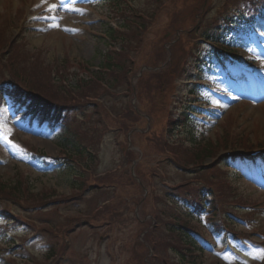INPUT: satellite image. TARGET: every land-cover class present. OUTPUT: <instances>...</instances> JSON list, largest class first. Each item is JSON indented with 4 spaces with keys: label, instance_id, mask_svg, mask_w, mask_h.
<instances>
[{
    "label": "rangeland",
    "instance_id": "1",
    "mask_svg": "<svg viewBox=\"0 0 264 264\" xmlns=\"http://www.w3.org/2000/svg\"><path fill=\"white\" fill-rule=\"evenodd\" d=\"M25 1L28 6L25 16L30 28H28L29 30L25 36L27 39L18 42L21 41L20 44L29 49L38 50V57L42 59V66L68 60L69 74L71 75L74 72H81L82 68L79 64L95 67L103 61L104 54L110 50L111 45L108 37H106V29L109 25L113 26L115 24L114 21L111 22L112 17L109 16L111 12L106 4L96 6L91 0H76L73 4L70 0H66L67 7L59 6L55 11L49 12V5H59L60 0H45L44 3H42V0ZM137 1L143 2V0ZM185 1L176 0V3L171 0L164 1L162 12L147 29L139 50L133 54L135 64L132 75L138 73L143 66L156 67V69L158 68L157 73L164 74L163 82H168L167 88L163 82L158 87L160 80L153 75L155 73H144L146 75L139 83L140 93L138 94L142 102H137V106L142 112V118H139L138 122L129 123L130 126L136 127L127 132L126 130L122 131L120 129L122 126L119 123L121 117L112 122L113 120L109 114L107 113L110 119L106 117L104 111L100 114L102 118L98 122V126H95L96 118L94 116H92V119L87 120L88 126L93 125V128H101L98 133L99 137L101 133L99 154L97 156L98 164L93 171L102 174L108 170L117 169L115 176L118 179L116 185L118 187L113 188V190L117 189V194L113 190H106L97 195L88 190L84 193V197L87 196V198L80 204L70 206L68 212L60 210L61 213H58V209L52 207L45 208L42 213L25 212L19 208H12L13 213L23 215L26 220L32 223H28L31 228L28 225L14 226L13 222L8 221L7 216L0 210V247L1 244H9L8 240L13 239L14 243L11 244V247H14V252L19 251L21 257L27 259L28 264H47L45 253L50 250V244L51 246L57 244V248V242L64 241L60 233L53 231V228L58 230L63 226L61 219H64L67 215L70 217L69 214H79L78 211L90 213V209L95 207L92 203L96 197L102 203L115 196L113 202L116 203L115 209L118 211L117 220L110 221L111 216H101L98 217L95 225L79 227L68 238L71 246L67 247L66 244H63L68 253L66 259L60 260V264L68 263V261H70V264H142L143 259L148 263L151 255V245L148 231L144 230V225L141 222L144 218H146L145 221H149L155 208L153 197L151 198L152 188H149V192L145 193L146 198L139 196L134 199L135 203L133 201L127 202V198H130L131 193L133 196L134 193L136 194L139 191H137V188L127 189L126 171L131 170L133 174L132 169L137 168L143 173L144 179L147 176L148 181L159 187H163L166 182L171 187H179L176 185H179L187 176H181L178 167L173 162V154H170L164 148L163 141L165 140V144L169 142L193 144L194 141L190 139L192 134L197 141L201 139L204 141L208 139L222 140L231 123V132L235 134V140L237 141L238 137L244 136L249 140L248 144L252 147H243L242 143L237 145V142L235 144L234 141L233 144H229L228 147L230 148L225 152L222 151L224 148H220L217 152L218 155L221 153L220 156H224L226 152L231 150L238 151L242 148L264 146L263 79L242 68H233L234 71L230 66L221 69L214 57L209 60L208 55L204 54L205 51H211L210 49H212V44L208 39L202 37L205 36L203 34L204 27H208V20L210 25L221 16V13L227 8V0H210L205 22L203 21L198 27V33L192 39L189 38L190 42H203L200 46L202 61L200 63L193 62V57L188 58V65L185 67L187 72L182 80H178V88L170 92L177 93L174 95V106L169 105L162 98L163 93L170 91V80L164 70L168 61L163 65L161 62L163 60L160 61L161 58H164L163 53L165 51V55L169 53L167 46L169 47L170 43L168 41L170 39L167 38L165 33V26L174 17L182 18L187 22L188 27L197 25L195 19L197 14L194 15L191 8L192 1ZM207 1L202 0L203 7L207 4ZM8 4H11L12 9L15 11L17 7H22L23 1L0 0V13L6 12V8H9ZM201 7L202 5L199 2L197 10L199 11ZM71 8L81 9L82 11H72ZM175 12L178 14H175ZM52 17H56V19L53 20ZM3 21L6 23L8 20H0V29L4 25ZM13 22L14 20H12L9 27ZM33 22L35 23L33 24ZM56 23L60 26L53 27L52 25ZM238 24L243 27V31L236 42L232 44L239 49L242 57H249V60L244 61L243 65H247L251 71H254L255 67L258 66L264 75V14H260L254 22L249 23L239 20ZM248 28L253 31L251 34L248 33ZM16 32L17 30L13 31L15 35H17ZM11 34L9 29L8 38L3 35L0 41L3 44L0 48L9 38L11 39ZM233 38L235 36L231 35L229 41H232ZM249 41H252L253 45L250 49H247L244 44L246 45ZM171 45H174V42ZM191 46L192 44L190 45L187 42L185 46L187 52L192 51ZM27 56L30 57V53ZM253 59H255L254 62ZM30 60L33 59L30 57ZM232 73L236 77L234 83L231 82ZM201 83H204V86ZM192 93L196 94L191 96ZM131 96L132 98L128 95H108L105 99L109 107H112L115 111L120 108L119 111H121L127 102L135 104L136 98L132 94ZM244 98L253 99L251 102H246L245 100L248 99ZM168 99L169 96L166 100L168 101ZM219 99L223 101V107L219 108L218 111L195 108L196 104L205 105L208 109L214 108ZM208 100H210V103L206 104ZM90 110L92 111L93 108H90ZM135 111L137 112V110ZM190 111H204L205 113L198 116L189 114L190 124L187 123L186 118L185 122L187 124L182 128H174L170 132L167 122L171 115L174 114L177 118L180 112L187 113ZM8 115V118L11 119H5V122L12 129V134L9 137L12 143L0 139V180L13 183L16 174L22 172L34 192H44L46 187L55 189L59 194L65 195L75 191L71 187L74 179L72 169L65 166L44 167L38 165L29 159L28 155L25 154L26 150L18 144V141L26 142L28 146H35L43 152L56 156L61 148L58 144L59 139L54 135L56 132L62 131L61 127L55 130L45 128L42 130L43 132L38 129L28 130L23 121H15L16 117L12 119L11 112ZM77 117L81 116L77 115ZM184 118L185 116L182 119L183 121ZM14 145L19 147H14ZM218 155H216L217 157L210 156L206 159V162H210L212 157L218 159ZM227 162L233 166L228 170L229 178L227 179L232 180L233 185L237 187L239 196L248 199L251 203L257 201L256 203H261L264 207V160H259L256 164L232 162L229 159ZM192 167L190 166L191 169ZM86 168H88L87 165ZM155 171L163 177L162 180H159V177L157 178V172ZM187 171L190 170H186L188 174ZM82 172L84 173V171ZM146 189L148 190V187ZM167 191L170 192L171 190L160 188L157 193L164 197ZM111 195H113L112 198ZM123 197H127L126 201ZM117 200H119V204ZM156 205H161V201L159 200ZM57 213L58 215H55ZM135 216H137V220ZM201 220L204 225L207 223L206 216H202ZM48 222L49 224H47ZM159 224L162 225L161 222ZM257 225L264 226V216L260 217V223L258 222ZM236 227L238 229L247 228L242 223L236 224ZM35 230H41L46 235L41 236V239L39 235L34 233ZM203 234L206 239H196H198V243L200 242L206 253L202 255V259L197 264H264V259L257 258L261 255L260 250L264 249V246L251 243L250 240H241L232 235H230L231 244L227 246L224 244L223 235H216L212 230L203 232ZM252 239L261 240L256 235H253ZM246 242L250 245H246ZM24 243H26L25 246ZM21 257L17 256L20 262H22ZM166 257L169 260L179 259L178 256H174L172 253H167ZM60 261L55 260L53 262L59 263Z\"/></svg>",
    "mask_w": 264,
    "mask_h": 264
},
{
    "label": "trees",
    "instance_id": "2",
    "mask_svg": "<svg viewBox=\"0 0 264 264\" xmlns=\"http://www.w3.org/2000/svg\"><path fill=\"white\" fill-rule=\"evenodd\" d=\"M118 1L119 0H114L110 6L114 9L121 8L124 25L122 26V30L119 31L110 29V36L114 41L121 43L122 49L119 51H109L107 55H105V60L101 63L98 71H89L88 68L81 65L80 67L83 68L81 71L87 72V78H83L82 76H79V73H76L74 74L76 78L75 84H68V86H65L64 79H67V82L73 80L67 75L68 70L65 65L54 64L41 66V60L39 58H36L35 61H31L30 57L27 56V53H21L19 50L20 48L16 46L14 52H8L10 53L7 57L9 64L5 66V70L12 71V77H8L9 83H7L5 88H0L3 90L0 92V96L6 92L15 99H17L18 96H23L28 98L26 100L29 101L36 100L38 104L36 108H43L44 112L46 110V113L48 114L54 112L55 115L48 116V119L50 122L58 123L59 119L62 118L61 115L63 114V111L73 113L76 110L93 107L95 110L93 115L100 114L103 111L107 114L102 102L95 100L96 98H102L104 101L106 96L110 94L115 95L119 92L131 95L133 88L130 78L135 64L132 52L134 49H136V51L139 50L147 29L152 25L154 19L162 12L164 0H145L143 1V4L138 7H131ZM189 1L190 0H186L185 2ZM191 1L194 8H197L199 2L200 5H203L202 0ZM124 12L125 14L123 15ZM181 24L182 20H179V17L171 18L165 26V33L168 32L172 34L174 37L173 40L177 39ZM2 37L3 35L0 31V41ZM180 41L181 40L179 39L173 45L174 47L172 50L174 54L182 52ZM2 44L3 42H0V46ZM13 44H10L8 39L3 47L0 48V61L6 54L4 51L5 47L17 45ZM179 62L180 59L178 57L175 58L174 64L176 65ZM21 72L22 78L20 77ZM159 80L160 82H163V77H160ZM102 82L107 85V88L101 85ZM62 109L63 111L61 112ZM111 109L114 110L112 107ZM115 112H119L121 115L119 121L121 122L123 129L129 128V123L134 121L137 122L140 118L139 114L129 104H126L121 111L116 110ZM82 129H84V131H82ZM100 129L101 128L96 127V134L90 135L89 129L68 125L66 133L61 136V138L63 139V144L65 146H71L74 148V155L79 156L83 160L88 158L90 161H93L94 158L89 155L86 148L90 144L93 145L97 142L96 138L98 137ZM220 147H223L222 144L194 150V152L183 157L182 161L187 165L194 161L203 163L207 157L215 155ZM33 151L35 152L33 155L35 159L44 160L39 158L40 154L35 148ZM130 179L131 182H133V178L130 177ZM25 190L28 191V201L33 205H35V202L43 203L46 200H51L56 194L55 191H48V189H45L44 192L40 193L30 192L29 186L23 175L19 177V180L14 181L13 183L0 180V200L12 199L18 201L19 198H24L23 195ZM170 229L169 232H171L170 234L173 239H175L176 236L173 232L177 230V233L182 239L194 247L193 238L184 230V228H178L177 225H174ZM156 248L157 250H168V248L175 249V251L178 250L170 241L161 240L158 242ZM162 261L166 262L165 259Z\"/></svg>",
    "mask_w": 264,
    "mask_h": 264
},
{
    "label": "snow or ice",
    "instance_id": "3",
    "mask_svg": "<svg viewBox=\"0 0 264 264\" xmlns=\"http://www.w3.org/2000/svg\"><path fill=\"white\" fill-rule=\"evenodd\" d=\"M44 2H45V0H42V3H44ZM70 2L74 4L76 2V0H70ZM59 6L67 7L66 0H60V4L59 5L58 4L49 5L48 11L49 12L55 11ZM70 10L77 11V12H81L82 11L81 9H76V8H71ZM52 19L55 20L56 17H52ZM52 26L53 27H59L60 25L58 23H56V24H53ZM11 134H12V129L7 126L5 121L0 119V139H3L6 142L11 144L12 141L9 139ZM14 147H19V146L18 145H14ZM260 253H261V255H259L257 258L264 259V249H261Z\"/></svg>",
    "mask_w": 264,
    "mask_h": 264
}]
</instances>
